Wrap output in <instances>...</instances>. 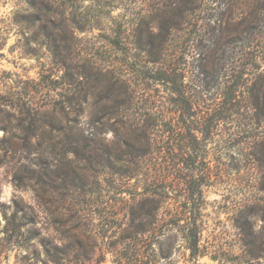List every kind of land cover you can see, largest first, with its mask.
Returning a JSON list of instances; mask_svg holds the SVG:
<instances>
[{
  "label": "rangeland",
  "instance_id": "374dc122",
  "mask_svg": "<svg viewBox=\"0 0 264 264\" xmlns=\"http://www.w3.org/2000/svg\"><path fill=\"white\" fill-rule=\"evenodd\" d=\"M0 42V264H264V0H0Z\"/></svg>",
  "mask_w": 264,
  "mask_h": 264
},
{
  "label": "trees",
  "instance_id": "16d2710c",
  "mask_svg": "<svg viewBox=\"0 0 264 264\" xmlns=\"http://www.w3.org/2000/svg\"><path fill=\"white\" fill-rule=\"evenodd\" d=\"M2 46V43L0 42V47ZM171 84H173L172 80H168ZM239 87V84H238ZM230 88V87H228ZM172 91L176 93L175 100L178 103V106L180 107L179 110L182 112V115L185 117H190L191 111V101L190 99L186 96L185 91L183 89H176L172 88ZM233 91L232 94L236 93V90H231ZM186 111V112H185ZM201 131L206 135L208 134V128H202ZM183 155H187L185 152H183ZM188 156V155H187ZM193 192V191H192ZM194 202V199H193ZM192 205V203H191ZM191 208V207H189ZM190 212V211H189ZM196 218L190 219L188 224L186 225L185 231H184V238L187 242V248L190 250V255L196 260V257L201 255V252L198 247V241H199V231L196 228Z\"/></svg>",
  "mask_w": 264,
  "mask_h": 264
}]
</instances>
